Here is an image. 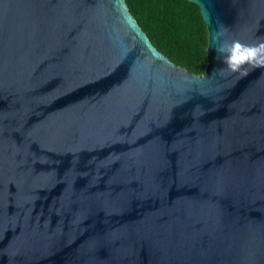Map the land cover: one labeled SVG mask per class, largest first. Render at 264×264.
Wrapping results in <instances>:
<instances>
[{
	"label": "water",
	"instance_id": "1",
	"mask_svg": "<svg viewBox=\"0 0 264 264\" xmlns=\"http://www.w3.org/2000/svg\"><path fill=\"white\" fill-rule=\"evenodd\" d=\"M202 76L125 0H0V264H264V0H189Z\"/></svg>",
	"mask_w": 264,
	"mask_h": 264
},
{
	"label": "trees",
	"instance_id": "2",
	"mask_svg": "<svg viewBox=\"0 0 264 264\" xmlns=\"http://www.w3.org/2000/svg\"><path fill=\"white\" fill-rule=\"evenodd\" d=\"M152 45L177 66L202 76L208 32L199 7L189 0H125Z\"/></svg>",
	"mask_w": 264,
	"mask_h": 264
},
{
	"label": "clouds",
	"instance_id": "3",
	"mask_svg": "<svg viewBox=\"0 0 264 264\" xmlns=\"http://www.w3.org/2000/svg\"><path fill=\"white\" fill-rule=\"evenodd\" d=\"M228 32L221 25L216 33V58L223 65L218 69L220 74H239L247 76L249 69L264 68V41L256 44H244L238 39L228 42L224 39Z\"/></svg>",
	"mask_w": 264,
	"mask_h": 264
}]
</instances>
